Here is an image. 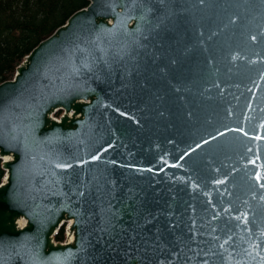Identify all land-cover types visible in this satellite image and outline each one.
<instances>
[{"label":"water","instance_id":"1","mask_svg":"<svg viewBox=\"0 0 264 264\" xmlns=\"http://www.w3.org/2000/svg\"><path fill=\"white\" fill-rule=\"evenodd\" d=\"M15 79L0 264H264V0H90Z\"/></svg>","mask_w":264,"mask_h":264},{"label":"trees","instance_id":"2","mask_svg":"<svg viewBox=\"0 0 264 264\" xmlns=\"http://www.w3.org/2000/svg\"><path fill=\"white\" fill-rule=\"evenodd\" d=\"M89 0H0V84L12 80L32 50ZM6 176L0 159V184Z\"/></svg>","mask_w":264,"mask_h":264},{"label":"bare ground","instance_id":"3","mask_svg":"<svg viewBox=\"0 0 264 264\" xmlns=\"http://www.w3.org/2000/svg\"><path fill=\"white\" fill-rule=\"evenodd\" d=\"M79 102H88V100H87V101H86V100H79ZM74 113H75L74 110H71V111L68 113V116H69V117H72ZM78 116H80V115H78ZM24 222H25V221H24ZM20 223H22V220L20 221ZM73 236H74V235L71 236L70 241L73 240Z\"/></svg>","mask_w":264,"mask_h":264},{"label":"built area","instance_id":"4","mask_svg":"<svg viewBox=\"0 0 264 264\" xmlns=\"http://www.w3.org/2000/svg\"><path fill=\"white\" fill-rule=\"evenodd\" d=\"M66 232H67L66 235H65V232L64 233L62 232L61 234L66 236L67 239H64V240H66V242H68L70 240L71 236L69 235L68 230Z\"/></svg>","mask_w":264,"mask_h":264},{"label":"rangeland","instance_id":"5","mask_svg":"<svg viewBox=\"0 0 264 264\" xmlns=\"http://www.w3.org/2000/svg\"><path fill=\"white\" fill-rule=\"evenodd\" d=\"M64 228H65V227H63L62 230H61V232H63V233H64ZM61 232H60V233H61ZM64 239H67L66 236H64Z\"/></svg>","mask_w":264,"mask_h":264}]
</instances>
